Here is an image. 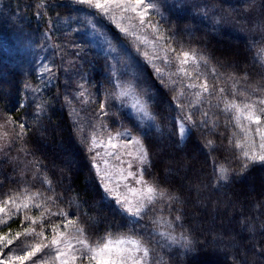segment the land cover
Returning <instances> with one entry per match:
<instances>
[{"label":"trees","instance_id":"trees-1","mask_svg":"<svg viewBox=\"0 0 264 264\" xmlns=\"http://www.w3.org/2000/svg\"><path fill=\"white\" fill-rule=\"evenodd\" d=\"M160 10L164 32L176 48L195 49L207 57L209 67L219 73L218 78L209 76V82L215 83L217 89L224 88L223 95L228 100L251 103L264 99V0H164ZM90 14L93 26L100 27L113 43L132 42L133 38L115 30L98 10H88L76 2L2 1L0 38L10 33H45L51 40L50 55L56 62V71L51 86L37 94L35 100L29 98L21 105L22 94L31 90L37 79L19 68L21 54L11 55L0 47V125L7 130V145L0 148V199L24 189L42 193V199L52 196L46 206L56 213L63 210L66 218L54 215L50 220L75 221L90 244L99 242L107 233L127 234L142 239L151 251L155 247L152 232L158 220L152 222L145 216L133 224L105 196L92 166L89 141L66 107V98L72 97V90L86 74L85 62L92 61L95 72L112 73L108 56L97 54L87 45L85 32L89 25L75 28ZM255 25L257 29L250 30ZM83 46H88L89 51L83 52ZM137 55L133 59L143 75L138 77L136 89L149 100L152 124L141 126L127 112L114 118L116 125L112 123L114 119L108 122L111 128L119 129L127 128L120 122L122 118L131 124L129 130L139 137L148 153L145 180L179 198L160 203V210L152 214L186 235L191 248L164 252L161 264H264V163H251L239 174L243 159L235 141L241 139L240 131L231 120L232 113L222 111L224 105L218 92L190 109L197 123L202 118L200 112L209 111L216 127L187 125L190 132L181 141L176 120L180 110L172 99L174 92L156 78L153 64L139 52ZM155 63L160 65L161 61ZM201 70H205L203 65ZM95 78L101 76L95 74ZM241 92L244 95H239ZM38 105L43 111L38 112ZM20 123L27 130L23 138L17 136ZM209 139L215 142L211 149L205 147ZM220 165L228 169L227 181L217 179ZM25 166L30 167L29 177L21 176ZM45 176L52 182L51 190L42 183ZM25 215L28 213L9 219L0 230L10 231L13 236L22 232L21 216ZM176 215L181 217L179 221ZM24 239L22 236L15 240L3 255L13 249L20 254L17 245L22 247ZM27 239L32 242L31 237Z\"/></svg>","mask_w":264,"mask_h":264},{"label":"snow or ice","instance_id":"snow-or-ice-1","mask_svg":"<svg viewBox=\"0 0 264 264\" xmlns=\"http://www.w3.org/2000/svg\"><path fill=\"white\" fill-rule=\"evenodd\" d=\"M75 2L86 6L88 10H98L99 13L114 21L118 17L128 20L129 26L117 22V27L120 28L121 32L126 36H133L140 44L148 45L153 49L152 53L145 52V57L153 64L156 78L174 92L172 99L180 110L176 120L181 141L190 132L187 125L204 128L212 124L213 128L216 127V123L209 118V111H201L202 118L197 123L193 119L194 113L190 109L206 102L207 96H216L218 92L224 105L222 111L232 113L231 120L235 122V126L243 134L242 139L235 141V147L241 150L240 157L243 159L239 174L246 171L251 163H264V99L251 103H237L235 99L228 100L223 95L225 93L224 88L217 89L215 83L209 82V76L218 78L219 73L216 68L209 67L207 57L197 53L195 49L185 50L183 47L177 49L173 48L171 44H166L165 41L169 37L165 36L158 22H154L152 19L146 20V17L150 16V10L157 8L154 0H75ZM133 20H138V26L131 23ZM137 27H139L140 32L150 28L154 39L149 40L146 35L139 34L136 31ZM156 60H160L161 64L157 65ZM201 65L204 66V71L201 70ZM46 71L50 70L46 69ZM186 89L195 91L187 92ZM232 95H237L234 89ZM239 95H244V93L241 92ZM79 96L84 97L85 92L80 91ZM119 96L121 98L126 97L128 92L122 91ZM84 102L87 103V101ZM37 108L38 112L43 111L42 106L38 105ZM99 108L103 115L109 114L105 111V104H101ZM132 108L135 109L140 119H154L149 110V100L143 99L142 96H136ZM73 113L76 114L75 109H73ZM11 122L10 120L9 123ZM253 124L256 126L255 129L252 128ZM18 127L17 136L23 138L27 135V130L23 123H20ZM6 135L7 133H3L0 138ZM250 137L252 138L250 139ZM256 138L259 140L258 144ZM125 140L127 143H124ZM214 143L213 140L209 139L206 141L205 147L211 149ZM229 143H233L232 139L229 140ZM129 145L135 146L134 151L127 150ZM101 147L104 149L103 152L96 151ZM89 151L95 153L92 157L93 168L105 196L113 197L115 203L119 205L121 213L131 218V223L136 224L149 213L155 212L158 204L179 199L166 189L144 179L141 166L149 165L148 153L142 142L131 135L130 130H125L123 133L117 132L115 136L109 134L106 142L98 140L94 133ZM123 156L130 159L125 161ZM109 158L119 161L121 165L127 164V168H121L119 171L120 182H114L113 173L108 168ZM133 163L137 165L135 172L131 171ZM218 172V180L227 181L229 179L228 169L223 165L219 166ZM129 177L134 180L138 187H132L127 183ZM42 183L47 184L51 190L52 182L46 176L43 177ZM121 183L126 190L123 193L119 191ZM41 197L42 193H33L24 189L19 194L9 195L7 200L0 202V213H3L0 215V226L6 224L9 219L23 210H30L33 207L43 209L38 216H24V220L21 222L22 232H17L11 238L8 234L0 235V257H2L0 264H17V262L18 264H25V262H31V264H69L67 258L69 256L71 264H76L78 259L87 261V264H93V262L94 264H149L150 249L138 237L127 234L113 236L112 233H107L99 242L90 244L87 237L84 236V230L76 227L75 221L67 219L64 223L65 231H61V225L53 223L50 217L59 215L66 218V213L63 210L59 213L50 211L46 204L48 201H52L53 197L43 198V203L40 202ZM180 219L181 217L176 215L175 220L179 221ZM45 221L48 222L47 228L50 229V240L45 236ZM25 222H27L26 226ZM37 226H39L38 229ZM70 227L74 228L75 231V235L71 238L67 235V229ZM22 236L25 238L21 241L22 247L17 245L22 254H16V250L13 249L8 255H3V250ZM29 237L32 238V242H28L27 238ZM172 239L175 241L176 237H172ZM180 239L184 242V246L191 248V243L186 235L182 234ZM113 248L116 249V252L110 259H100L102 254L110 252Z\"/></svg>","mask_w":264,"mask_h":264},{"label":"rangeland","instance_id":"rangeland-1","mask_svg":"<svg viewBox=\"0 0 264 264\" xmlns=\"http://www.w3.org/2000/svg\"><path fill=\"white\" fill-rule=\"evenodd\" d=\"M2 1L3 0H0V8ZM65 1L75 2V0L74 1L65 0ZM163 1L164 0H154V2L157 5V8L150 10V16L146 17V20L152 19L154 22H158L159 26H161L164 31V25L162 20L163 13L160 10V5L161 2ZM176 8H178V6H176ZM131 15L134 16L135 14H131ZM255 17H258V13H255ZM107 19L109 20L111 25L114 26L113 28L118 32H121V30L120 28L117 27V22L122 23L125 26H129L128 20L120 19L119 17L115 21L108 17ZM81 21H82L81 24L76 26L75 28L80 29L82 25H89L88 29L85 32V39L87 41V45L93 47L97 51V54H100L102 56L106 54L108 56L110 66L112 68V73L110 75L108 74L103 75L100 72H95V70H93L91 67V64L93 63L92 61L91 64H88L87 62L83 64V69L85 70L86 74L82 75L83 78H81L78 87H75L72 90V97L68 96L65 101L71 119L76 123V125L80 130L82 129V132L87 137L89 144H91V138L94 133L96 134L98 140H104L106 142L109 134L115 136L117 132L123 133L125 130H129L131 124L128 121L124 120V118L120 119V122L125 123V125L127 126L126 129L111 128L109 126L108 119L113 120L114 118H117L118 116H120L121 112H127L128 114L133 116V118L136 119L141 126L142 125L148 126L149 124H152V119H140V117L136 114L135 109L132 108V104L135 102L136 96L140 95L137 92L136 84L137 83L139 84L138 77H141L143 75L141 69H138L139 64L136 62L137 60L133 58L138 57L137 52H139V55L142 56L143 59H146L145 52L152 53L153 49L148 45L140 44L139 41H137L131 35L127 36L129 38H133L132 42L130 43L125 42V43H121L120 45L113 43L110 37L100 27L93 26L94 18L91 14L89 15V17H85ZM131 23L137 26L139 24L138 20H133ZM242 26L245 27L244 24H242ZM255 29H257L256 25L254 26V28H251L250 30L255 31ZM136 31L141 35H146L149 40L154 39L152 30L150 28L145 29L143 32H140L139 27H137ZM121 34L125 35L122 32ZM165 36L169 37L166 33ZM165 43L171 44L173 48H176V46L170 40V38L166 40ZM50 44H51V40L49 36L43 32H40L37 36H34L31 32H29L28 34H15V35L10 33L4 36L3 38H0L1 50L11 55H14L16 52L21 54L22 62L19 64V68H21L24 72L32 74L37 79V83L32 86L31 90L24 92L22 94L21 105H24L25 102L29 100V98L35 100L37 94L39 93L41 94L44 88L51 86L55 81L54 78L56 71L55 70L56 62L54 60L53 55H50L51 53ZM124 47H126L128 50L125 49ZM88 48H89L88 46H83L82 47L83 52H88L89 51ZM261 54L264 62V51L261 50ZM146 60L150 62L148 59ZM157 61L159 60H156L155 62ZM46 69H49L50 71H46ZM95 74L101 76V78H95ZM80 91L85 92L84 97L79 96ZM122 91H127L128 96L121 98L119 94ZM109 99L110 102L108 101ZM84 101H87V103H85ZM106 102L110 103V105L107 106L108 109L105 108V111L109 113L107 116L103 115L100 112V108H99L101 104H106ZM73 109L76 110V114L73 113ZM115 121H116L115 119L112 121L114 125H116L114 123ZM255 127L256 126L253 124L252 128L255 129ZM3 133H7V130L5 126L0 125V136H2ZM131 135L139 139V137L133 134L132 132ZM242 136L243 134L240 133L241 139ZM6 138L7 135L4 136L3 138H0V148L3 146L5 148V146L7 145ZM251 138L252 137H250V139ZM256 140L258 144L259 143L258 138H256ZM124 143H127V141L125 140ZM134 149H135L134 145H129V148L127 150L134 151ZM96 151L103 152L104 149L103 147H101L96 149ZM117 151H120V149H117ZM94 155L95 153L93 152V156ZM122 158L125 161L130 159L127 156H123ZM92 166H93V160H92ZM101 167L103 168V165H101ZM145 167L146 165L141 166V170L143 171V174ZM108 168L109 171L113 173L114 182H120L119 171L121 168H127V164L125 163L124 165H121L119 161L109 158ZM136 170H137V165L133 163L131 171L135 172ZM29 171H30V167L25 166V169H22L21 176L29 177V173H28ZM127 183L132 187H138L131 177L128 178ZM119 191L121 193L126 191L125 188L123 187V183H121V187ZM107 197L115 203V200L113 199L112 196H107ZM7 199L8 198L0 199V202ZM40 202L41 203L44 202L42 198ZM115 205L119 208V205H117L116 203ZM157 209L160 210V206H158ZM41 210L42 209H37L33 207L30 210H23L22 212L17 213L14 217L20 216L23 213H28V215L30 216L32 215L37 216V214L39 215ZM0 215H3V213H0ZM21 217L24 219V216ZM147 217L152 222L158 220L156 230L152 232L153 244L155 247L153 249L154 251L153 250L150 251V256L148 258L149 264H161V255L164 252L185 251L188 249V247L184 246V242L180 239L182 234L180 232H177L170 223H168L167 221L160 220L159 218L155 219L152 213H149ZM64 223L65 222L58 223L61 225V231H65ZM47 230H48L46 233L47 235L45 236H47L48 239L50 240L51 239L50 229ZM169 233L171 234L170 236ZM5 234H8L9 238L13 236V233L10 231L4 232V230H0V235H5ZM67 235L69 236V238L74 236L75 235L74 228L70 227L69 229H67ZM172 237H176V240L173 241ZM29 242H31V239ZM45 251L48 250L45 249ZM115 252L116 249L113 248L110 252H106L102 254L100 259L102 260L110 259L111 256L115 254ZM67 258L69 260V264H71L70 256ZM25 264H31V262H25ZM76 264H87V261H82L78 259L76 261Z\"/></svg>","mask_w":264,"mask_h":264}]
</instances>
